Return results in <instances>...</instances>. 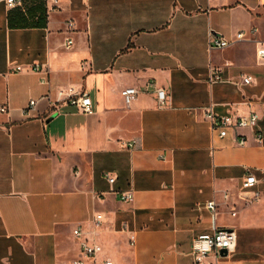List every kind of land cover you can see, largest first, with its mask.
<instances>
[{
    "label": "crops",
    "instance_id": "obj_1",
    "mask_svg": "<svg viewBox=\"0 0 264 264\" xmlns=\"http://www.w3.org/2000/svg\"><path fill=\"white\" fill-rule=\"evenodd\" d=\"M241 30L246 40L211 46L213 32L234 39ZM258 42L264 0H0V264H70L81 256L77 226L101 245L97 264H194V239L213 231L210 200L216 226L237 233L216 264H264ZM127 86L141 91L130 106ZM82 92L94 113L78 111ZM209 108L256 112L258 124L221 137ZM250 173L260 196L248 203Z\"/></svg>",
    "mask_w": 264,
    "mask_h": 264
},
{
    "label": "built area",
    "instance_id": "obj_2",
    "mask_svg": "<svg viewBox=\"0 0 264 264\" xmlns=\"http://www.w3.org/2000/svg\"><path fill=\"white\" fill-rule=\"evenodd\" d=\"M8 7L13 8L21 3V0H4ZM49 1V0H48ZM52 3H56L57 0H50ZM69 25L72 26V22H69ZM257 29L254 27L250 31L251 34H255ZM247 39L246 32L244 30L239 31L235 38H229L224 36L221 33L213 32L210 37L211 46L214 48H227L237 41H243ZM73 43L72 39L66 40V46L70 47ZM256 56L259 61H264V42H258V46L256 49ZM33 71H40L41 67L38 64H33L29 67ZM16 70H22V66H16ZM49 70L47 69V72ZM45 80V79H43ZM252 77L248 76L244 78L245 83L251 82ZM140 90L133 86L124 87L121 90V96L124 100L126 106H130L131 103L137 99L140 94ZM156 97L158 101L159 107H165L168 105L169 95L165 88L158 87L155 89ZM44 98H50L49 96H45ZM74 103L77 106L78 111L86 114L94 113V106L92 103L91 97L86 93L82 92L77 98L74 100ZM36 104V100H30V107ZM0 112H8V107L6 105H0ZM206 117L211 122L214 130L219 132V136L223 137L227 134L229 129H238V128H251L255 127L258 124L259 116L256 112H250L249 114H226V115H218L216 114L212 108H209L206 111ZM261 134H257L256 138L258 140L261 139ZM134 141L127 142L125 145L127 147H133ZM240 144L245 143V138L241 137L239 139ZM110 182L114 181V177H109ZM257 179L254 174H247L242 181L243 188V199L248 202H254L259 199L260 192L254 188L256 185ZM121 198L123 201H129L132 197L130 191L120 192ZM224 198L228 199L229 194H224ZM205 206L212 211L213 215V231L201 233L193 241L192 244V256L194 260V264H216V262L222 258V251H226V255L232 253L235 250L237 243V233L234 229L228 227H218L215 224V215L217 210V204L215 200L208 201ZM236 212L232 211V215H235ZM103 214L97 213L94 216V226L95 228H100L103 222ZM73 234L75 238L79 242L80 254L79 258H76L70 262V264H97L96 259L98 254L101 252L102 247L95 240L90 241L84 235V230L81 226H77L73 230ZM101 264H113L110 259H104Z\"/></svg>",
    "mask_w": 264,
    "mask_h": 264
},
{
    "label": "water",
    "instance_id": "obj_3",
    "mask_svg": "<svg viewBox=\"0 0 264 264\" xmlns=\"http://www.w3.org/2000/svg\"><path fill=\"white\" fill-rule=\"evenodd\" d=\"M222 253H223V255H226V251L225 250H223Z\"/></svg>",
    "mask_w": 264,
    "mask_h": 264
}]
</instances>
